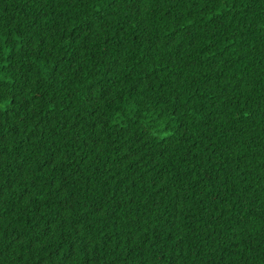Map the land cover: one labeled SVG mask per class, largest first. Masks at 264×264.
Segmentation results:
<instances>
[{
  "label": "trees",
  "instance_id": "1",
  "mask_svg": "<svg viewBox=\"0 0 264 264\" xmlns=\"http://www.w3.org/2000/svg\"><path fill=\"white\" fill-rule=\"evenodd\" d=\"M0 264H264V0H0Z\"/></svg>",
  "mask_w": 264,
  "mask_h": 264
}]
</instances>
